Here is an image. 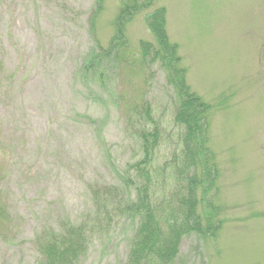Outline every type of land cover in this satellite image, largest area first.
<instances>
[{"label":"rangeland","instance_id":"374dc122","mask_svg":"<svg viewBox=\"0 0 264 264\" xmlns=\"http://www.w3.org/2000/svg\"><path fill=\"white\" fill-rule=\"evenodd\" d=\"M134 1L0 0V264H35L44 228L93 214V193L144 159L138 131L159 135L149 166L181 156L183 83L204 113L210 169L195 214L202 231L212 224L172 264H264V0ZM159 10L175 73L142 61L159 52L147 21ZM132 233L114 221L79 264H119Z\"/></svg>","mask_w":264,"mask_h":264},{"label":"trees","instance_id":"16d2710c","mask_svg":"<svg viewBox=\"0 0 264 264\" xmlns=\"http://www.w3.org/2000/svg\"><path fill=\"white\" fill-rule=\"evenodd\" d=\"M149 1L142 3L135 0V6L132 9L145 8L149 6ZM126 5L129 6L130 2L127 1ZM161 15L162 11L159 10L153 18H147L150 28L157 35L159 52L147 46L150 51L146 49L142 61L154 62L160 59V63L168 72L171 73L173 68L175 73L176 64L179 61L175 55L176 47L168 44ZM179 81L183 83L182 79ZM183 85L184 83L180 87L185 96L181 95L184 102L183 99L180 100L174 117L175 123L183 128L184 150H180L181 156L172 157L160 169L149 166L147 159L150 154L152 157L154 143L158 142L159 135L156 131L153 136L147 134L144 129L138 131V138L144 143V159L130 168L125 175L126 180L105 185L93 193L95 210L84 221L72 223L67 219L60 221L57 228H44L34 241V247L39 256L35 264H79L86 255L94 236L98 233L104 234L114 221L119 220L129 221L133 228L126 258L119 264H172L177 259L180 244L186 236L200 234L211 228L212 223L210 218L208 219L211 215L208 214L205 216L208 228L202 231L201 220L199 216H196L194 207L198 202L195 196L196 186L201 178L207 179L210 176V169H205V164L198 160L205 144L204 128L201 123L204 113L194 108L197 105H194V101ZM204 108L203 112L206 109ZM147 116L150 118L149 115ZM140 117H143L141 112ZM152 139V145L147 146ZM196 163L201 165L200 177L194 169ZM171 168L176 182L167 185L164 180L168 176L167 171ZM161 174L163 175L160 176ZM163 186L166 188L175 186V189L169 192L167 198L158 201L157 193ZM164 203L167 208H161L160 205Z\"/></svg>","mask_w":264,"mask_h":264}]
</instances>
